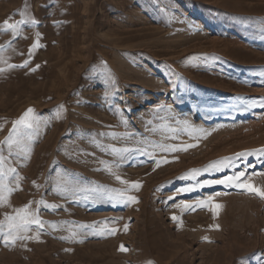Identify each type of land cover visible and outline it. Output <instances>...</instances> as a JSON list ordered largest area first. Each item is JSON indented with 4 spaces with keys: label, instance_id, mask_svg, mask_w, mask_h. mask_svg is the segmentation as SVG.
Returning a JSON list of instances; mask_svg holds the SVG:
<instances>
[{
    "label": "rangeland",
    "instance_id": "obj_1",
    "mask_svg": "<svg viewBox=\"0 0 264 264\" xmlns=\"http://www.w3.org/2000/svg\"><path fill=\"white\" fill-rule=\"evenodd\" d=\"M6 20L35 23L0 31V142L28 108L39 128L5 164L23 179L0 221L31 201L50 223L0 241V264H264V199L205 185L245 171L264 188V155L236 157L264 149V0H0Z\"/></svg>",
    "mask_w": 264,
    "mask_h": 264
},
{
    "label": "snow or ice",
    "instance_id": "obj_2",
    "mask_svg": "<svg viewBox=\"0 0 264 264\" xmlns=\"http://www.w3.org/2000/svg\"><path fill=\"white\" fill-rule=\"evenodd\" d=\"M21 15H23V13H21ZM28 23H35V21L20 20L15 23H10L8 20H6L4 24L0 26V31L3 32L11 31L13 38H15L21 30V25ZM37 47H39V44L34 43L29 49V55L32 54V49ZM4 63L7 62L4 61ZM28 63H29L28 61H25L23 65L8 64V68L11 69L15 67H27ZM3 71H5V69L0 68V72ZM254 104L255 101H253V105ZM260 104L261 106H264V99L260 101ZM253 105H249V106H253ZM38 128H39V119L34 114V109L28 108L20 118L12 122V129L9 131L8 136L5 138L4 141L0 142V144L4 145V147L7 148V152H8V156H5L4 147H0V207L9 204V198L11 194L20 188V181L23 179V177L20 176V174L16 171L14 167L9 166L5 168V164L8 162L9 157H20V156H24L25 158L28 157V153L30 152L29 144L32 140L33 134L38 133ZM194 131L196 130L194 129ZM193 146L194 145H186L183 147H177V146H172V147L160 146V147L162 148L163 151L176 152V151H187L189 147H193ZM112 151L128 152L130 150L129 149L117 150L113 148ZM254 154L264 155V149L256 150L254 152L237 153L236 157H244ZM162 162L168 163L169 161L163 160ZM160 164L161 161H157L156 167H159ZM231 165H232L231 158H223L219 161L212 162L204 169V171H208L209 169L223 170L224 168L229 167ZM200 171L201 170L199 169L190 170V172L187 173L185 177L182 178H187L188 176L194 177L198 175ZM9 175H12V180L10 182L8 181ZM116 179L120 180L121 178L117 176ZM250 180L251 177L247 176L245 171H241L231 176H225L223 179L206 181L205 185L210 186L213 184H221V185H225L226 187H235L247 193L256 195L261 199H264V188L255 186L253 183L249 182ZM121 182L124 184H129L131 189L139 190L141 187L139 182H131V183L128 181H121ZM205 185H198V186L203 187ZM58 187L60 188L61 195H75L77 191L80 190L74 186L64 183L63 181H58ZM192 190L193 189L191 187H185L180 189V191L183 192H188ZM125 195H126L125 191H120L118 193V196L119 198H121L122 202L124 203L138 202L135 196H127L125 199ZM169 199H172V197H170ZM32 203L33 202L30 201L28 204H25L22 207L13 209L12 214H5L4 220L0 221V241H2L5 247L15 246L18 241L25 242L33 239L39 241L40 230H43L45 224H48L50 222L41 220L39 216V208L32 210L31 209ZM36 203L38 205H43L44 207L49 209H56L60 207L59 205H55V204L49 205L43 199L37 201ZM196 206L201 208H210V210L213 212L214 217L218 215L219 210L222 208V205L218 203H213L211 198H209L208 200L199 201ZM184 207L192 208L193 206L184 205ZM193 210L195 209L193 208ZM172 219L177 220L178 218L173 216ZM32 226H35L37 229L36 235L34 236L28 234L30 231H32ZM51 227L53 229H56L57 225L55 223H51ZM80 227L87 228L90 226L80 225ZM215 227L218 229L219 226L216 225ZM125 229H127V226H125ZM76 235L77 233L73 231L72 237H75ZM62 239H64V237H62ZM204 239L207 240V237H205ZM119 250L127 251V249L123 245H121Z\"/></svg>",
    "mask_w": 264,
    "mask_h": 264
}]
</instances>
